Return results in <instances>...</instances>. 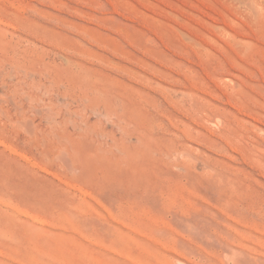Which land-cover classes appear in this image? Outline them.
Listing matches in <instances>:
<instances>
[{
	"label": "rangeland",
	"instance_id": "obj_1",
	"mask_svg": "<svg viewBox=\"0 0 264 264\" xmlns=\"http://www.w3.org/2000/svg\"><path fill=\"white\" fill-rule=\"evenodd\" d=\"M0 264H264V0H0Z\"/></svg>",
	"mask_w": 264,
	"mask_h": 264
},
{
	"label": "bare ground",
	"instance_id": "obj_2",
	"mask_svg": "<svg viewBox=\"0 0 264 264\" xmlns=\"http://www.w3.org/2000/svg\"><path fill=\"white\" fill-rule=\"evenodd\" d=\"M7 1V0H6ZM9 3V2H8ZM253 5V4H252ZM12 7V6H11ZM15 9V8H14ZM19 9V8H18ZM12 13V12H11ZM7 14V13H6ZM28 14V13H27ZM6 23V22H5ZM9 24V23H8ZM6 26V25H5ZM17 29V28H16ZM19 31V30H18ZM26 33V32H25ZM27 34V33H26ZM12 35V34H11ZM7 39H9V38H7ZM4 44V43H3ZM3 46V45H2ZM11 52V51H10ZM8 55V54H7ZM19 56V58H18V56ZM12 59H13V61H14V63L17 65V64H19L20 62H21V58H20V54L17 52V51H14L13 52V56H12ZM21 64V63H20ZM22 65V64H21ZM25 67V66H24ZM25 72L27 73V70H25ZM132 80V79H131ZM26 81V80H25ZM23 84H25V83H23ZM28 85V84H27ZM22 86V85H21ZM26 86V85H25ZM17 90L19 91V93H21V97H23V101L24 100H28L29 98H30V94H29V92H28V90H26V88H24V87H17ZM165 97V96H164ZM17 107L18 108H20V109H22V111L24 110V108H25V103H23V104H20V105H18L17 104ZM15 108V107H14ZM26 110V109H25ZM24 110V111H25ZM110 172V171H109ZM72 259V258H71ZM67 261V260H66ZM228 261V260H227ZM16 263V262H15Z\"/></svg>",
	"mask_w": 264,
	"mask_h": 264
}]
</instances>
